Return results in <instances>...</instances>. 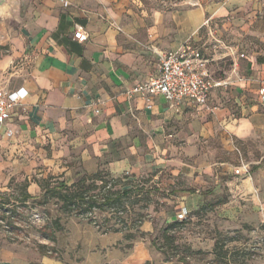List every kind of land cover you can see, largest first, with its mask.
Instances as JSON below:
<instances>
[{"label":"crops","instance_id":"crops-1","mask_svg":"<svg viewBox=\"0 0 264 264\" xmlns=\"http://www.w3.org/2000/svg\"><path fill=\"white\" fill-rule=\"evenodd\" d=\"M1 1L0 46L9 51L0 57V87L26 95L12 116L14 135L0 132V150L12 161L11 178L27 180L33 199L41 195L36 181L48 177L71 185L97 172L149 176L170 184L176 214L185 209L193 221L217 216L227 231L264 223V110L257 100L264 77L236 107L214 92L207 108L186 103L178 111L161 96L148 108L127 95L158 75L162 54L195 47L210 11L149 12L140 0ZM76 30L87 35L84 43L73 38ZM241 163L249 175H234ZM61 223L56 248L73 260L5 243L0 264H168L152 244L149 221L139 227L145 236L130 241L74 217Z\"/></svg>","mask_w":264,"mask_h":264},{"label":"rangeland","instance_id":"rangeland-1","mask_svg":"<svg viewBox=\"0 0 264 264\" xmlns=\"http://www.w3.org/2000/svg\"><path fill=\"white\" fill-rule=\"evenodd\" d=\"M140 1L143 9L149 12H170L200 6L210 11L211 18L208 19L207 28L200 31L199 41L196 42L195 48L199 49L210 61L209 73L216 83H220V86L212 91L218 100L236 107L238 101L247 102L250 90L263 83L264 0ZM6 47L9 51V47ZM1 148L2 144H0ZM11 163L12 161L1 154L0 150V193H11L17 184L15 179L11 178ZM82 178L85 176L75 177L74 182ZM123 185L135 189L129 200L132 204H128L123 213L119 214L120 216L107 212H96L92 218L101 227V232L111 227L119 219L118 217H122L126 230L136 234V221L140 218L153 225L152 244L161 247L165 263L264 264V223L238 231H227L225 224L219 223L217 216L204 214L193 221L187 214L186 220H183L180 226L171 231L170 236H167L173 239V242L167 245L162 238V233L168 225L166 224L168 216L171 213H177L170 199L173 195L170 184L160 178L153 180L148 176L122 179L116 188L119 189ZM58 209L59 206L51 201L44 207L36 206L31 212L41 219L46 217L50 221L56 217L64 218ZM176 216L177 214L174 222L180 223ZM44 223L42 220L31 219L29 216L26 222L19 223V227L24 229V234L18 235L16 241L11 244L24 245L35 250L38 244H49L36 232ZM114 227L121 228L116 224ZM120 232L125 236L128 233L125 229ZM58 237L60 241H63L65 234L62 233ZM5 238L6 234L0 230V244H7ZM216 242L220 249L222 248L219 257L213 254ZM55 249L56 253H53L52 258L62 261L74 259L73 253H66L65 249H60V246L57 249L55 245Z\"/></svg>","mask_w":264,"mask_h":264},{"label":"trees","instance_id":"trees-1","mask_svg":"<svg viewBox=\"0 0 264 264\" xmlns=\"http://www.w3.org/2000/svg\"><path fill=\"white\" fill-rule=\"evenodd\" d=\"M7 53V47L0 46V57ZM122 179L128 180L129 177L111 178L103 172H97L92 175H86L85 178L71 185H67L64 180L60 181L55 177L39 179L36 181L41 190L39 199H33L27 193V180L17 183L11 193H0V230L6 234L5 241L7 243L15 242L18 235L24 234V229L19 227V223L26 222L31 210L36 206L44 207L51 201H54L55 205L59 206L58 210L63 217H74L81 221L87 220L89 224L101 232V227L92 218L96 212L119 215L123 213L128 204H132L129 203V200L135 192L134 187L128 188L127 185H123L119 189L116 188L122 182ZM118 218L111 227L101 233L120 232L125 229L128 232L125 236L127 241L145 236L139 231V227L143 222L142 219L139 218L136 221L137 230L136 234H133L129 232L130 230H126L125 221L121 219L122 217ZM47 219L46 217L43 219L44 225L37 229L36 232L49 244H38L36 250L43 256L53 257V253H56V235L63 231V225L61 217H56L50 221ZM181 223H171L163 230L162 238L167 245L173 242V239L167 236H170L169 233L179 227ZM115 224L116 226L120 225L121 228H115ZM24 236L26 237L27 235L25 234ZM157 250L162 252L161 247L157 246ZM221 250L222 248L220 249L218 242H216L213 254L219 257Z\"/></svg>","mask_w":264,"mask_h":264},{"label":"built area","instance_id":"built-area-1","mask_svg":"<svg viewBox=\"0 0 264 264\" xmlns=\"http://www.w3.org/2000/svg\"><path fill=\"white\" fill-rule=\"evenodd\" d=\"M64 6L66 1L58 0ZM208 25V21L204 23ZM73 38L79 43L87 40V35L76 30ZM209 60L201 51L190 44H185L178 52H167L160 56L159 72L156 77L150 78L132 87L127 95L130 98H142L150 107V101L157 96L163 97L169 109L178 111L181 107L190 103L196 107L207 108L210 95L220 83H216L208 70ZM26 93L22 89L9 91L0 87V132L4 129L3 136L11 138L14 135L12 116L16 109L21 107V102ZM258 103L264 110V84L257 91ZM249 165L241 163L234 170V175H249ZM187 212L181 209L176 218L179 222L186 220ZM31 219L43 221V218L31 212Z\"/></svg>","mask_w":264,"mask_h":264},{"label":"water","instance_id":"water-1","mask_svg":"<svg viewBox=\"0 0 264 264\" xmlns=\"http://www.w3.org/2000/svg\"><path fill=\"white\" fill-rule=\"evenodd\" d=\"M2 3V1L0 0V4Z\"/></svg>","mask_w":264,"mask_h":264}]
</instances>
